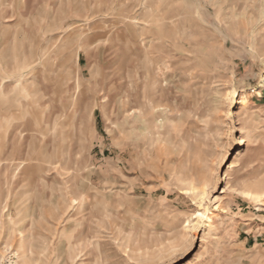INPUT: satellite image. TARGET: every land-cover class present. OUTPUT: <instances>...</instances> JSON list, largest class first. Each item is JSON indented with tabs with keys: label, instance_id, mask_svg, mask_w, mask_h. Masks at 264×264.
I'll use <instances>...</instances> for the list:
<instances>
[{
	"label": "rangeland",
	"instance_id": "1",
	"mask_svg": "<svg viewBox=\"0 0 264 264\" xmlns=\"http://www.w3.org/2000/svg\"><path fill=\"white\" fill-rule=\"evenodd\" d=\"M0 264H264V0H0Z\"/></svg>",
	"mask_w": 264,
	"mask_h": 264
},
{
	"label": "crops",
	"instance_id": "2",
	"mask_svg": "<svg viewBox=\"0 0 264 264\" xmlns=\"http://www.w3.org/2000/svg\"><path fill=\"white\" fill-rule=\"evenodd\" d=\"M46 5V4H45Z\"/></svg>",
	"mask_w": 264,
	"mask_h": 264
}]
</instances>
